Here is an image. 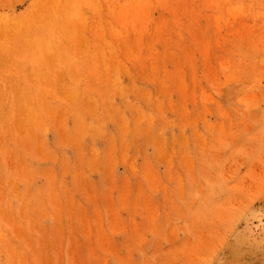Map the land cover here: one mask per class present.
Returning <instances> with one entry per match:
<instances>
[{
	"label": "rangeland",
	"instance_id": "rangeland-1",
	"mask_svg": "<svg viewBox=\"0 0 264 264\" xmlns=\"http://www.w3.org/2000/svg\"><path fill=\"white\" fill-rule=\"evenodd\" d=\"M257 11L0 0V264H264Z\"/></svg>",
	"mask_w": 264,
	"mask_h": 264
},
{
	"label": "bare ground",
	"instance_id": "bare-ground-1",
	"mask_svg": "<svg viewBox=\"0 0 264 264\" xmlns=\"http://www.w3.org/2000/svg\"><path fill=\"white\" fill-rule=\"evenodd\" d=\"M257 15L264 16L261 12H255ZM119 32H113V37L118 38ZM264 90V89H262ZM259 211V213H257ZM256 211L257 219H258V227L252 228L248 227L247 231L241 233L239 235V243L242 246L247 247L249 250V255L253 258H256L258 262H264V210L261 208ZM253 237V242H249V238Z\"/></svg>",
	"mask_w": 264,
	"mask_h": 264
}]
</instances>
